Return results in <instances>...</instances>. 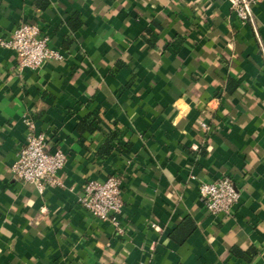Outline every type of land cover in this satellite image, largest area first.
Returning <instances> with one entry per match:
<instances>
[{"label": "crops", "instance_id": "obj_1", "mask_svg": "<svg viewBox=\"0 0 264 264\" xmlns=\"http://www.w3.org/2000/svg\"><path fill=\"white\" fill-rule=\"evenodd\" d=\"M26 20L64 57L0 45V264H264V0L247 23L230 0H0V38ZM31 123L67 155L43 192L12 172ZM110 175L121 234L79 201ZM225 175L240 200L213 214L199 185Z\"/></svg>", "mask_w": 264, "mask_h": 264}, {"label": "built area", "instance_id": "obj_2", "mask_svg": "<svg viewBox=\"0 0 264 264\" xmlns=\"http://www.w3.org/2000/svg\"><path fill=\"white\" fill-rule=\"evenodd\" d=\"M230 1L238 19L247 23L256 0ZM0 45L16 53L20 68L36 69L46 59L64 57L59 50L51 46L50 37L42 33V28L36 21H23L9 37L0 38ZM203 126L207 127L205 123ZM47 145V135L37 132L31 123L26 141L12 164L15 178L34 184L40 192L47 186L62 184L59 171L67 160V155L62 149L49 152ZM199 192L207 209L213 214H232L240 200V192L228 175L201 181ZM79 201L94 217L111 222L117 233L124 232L121 221L124 200L120 176L110 175L103 181L89 180Z\"/></svg>", "mask_w": 264, "mask_h": 264}]
</instances>
